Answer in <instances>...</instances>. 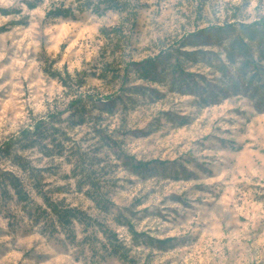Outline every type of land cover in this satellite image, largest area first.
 <instances>
[{
	"label": "rangeland",
	"instance_id": "rangeland-1",
	"mask_svg": "<svg viewBox=\"0 0 264 264\" xmlns=\"http://www.w3.org/2000/svg\"><path fill=\"white\" fill-rule=\"evenodd\" d=\"M129 1L134 19L69 20L46 14L72 0L34 10L0 0L19 12L0 15V147L37 120L50 124L62 155L50 145L18 154L42 170L53 200L114 233L128 257L108 256L98 225L35 224L0 186V264H264V0ZM146 60L154 81L137 66ZM58 72L83 86L64 89ZM79 97L81 125L70 120ZM76 154L107 211L72 176ZM4 171L43 206L31 179L0 158Z\"/></svg>",
	"mask_w": 264,
	"mask_h": 264
},
{
	"label": "trees",
	"instance_id": "trees-1",
	"mask_svg": "<svg viewBox=\"0 0 264 264\" xmlns=\"http://www.w3.org/2000/svg\"><path fill=\"white\" fill-rule=\"evenodd\" d=\"M23 3L28 10H34L37 8L39 0H23ZM129 7H131L129 0H72V4L69 7H56L50 10L46 14V17L51 19L75 20L86 13L102 16L109 11H114L119 13H131L127 17L134 19L136 12L131 9L129 10ZM18 13L19 12L14 10L0 8L1 16L7 17ZM5 31L6 28H0V33ZM117 32H121V30L118 31V29H113L111 31V33L115 35ZM103 33L107 34V31H104ZM242 50L243 47L240 48V51ZM137 66H139L141 75H143V77L154 81V74H152V71L155 67L154 61L146 60L143 63L137 64ZM52 76L61 83L64 89L68 91H70L71 84L73 82L77 84V87L79 88L84 84L83 78L77 77L76 80H73V78L68 73H64L62 76V74L58 72L54 73ZM81 103V97L77 98V100L71 103V105L74 106H71L72 110H70V120L76 119L78 123L77 125H81L85 122V114L79 111L84 109V106L81 105ZM49 125L46 124L44 120H37L34 124H32L31 127H27L26 129L22 130L18 134V137L15 139H9L3 144V146L0 147V158L9 160L12 165L17 167L28 179H31L32 183H30V188L42 201L43 206H38L36 204L34 205L32 196L25 188L22 180H20V178L14 175L12 172L8 171H4L0 174V186H2L1 196L3 200L6 202L14 199L16 204L24 205V207L26 206L25 210H29L27 213L31 218L33 217L35 224H38L41 220H44L46 223L51 224L54 232H56L57 227L61 230L69 229L74 223H79L85 227L98 225L100 229H103L104 226L100 227V225L97 224L95 220H92L80 209L66 205L64 200H53L49 196V192L44 190L42 180H40V173L42 170L32 167L29 160L18 154V151H27L37 148L43 153L52 152L48 146H53V143L55 142L54 140H51ZM58 145L60 144L58 143ZM52 149L59 153L58 155H62L63 153V148L61 146L55 145L52 147ZM74 158L75 160L73 162L72 176L74 178L79 177L80 180H86L87 182L85 184L90 186V189L94 195L91 197V200L96 206L100 207V209L107 211V202L104 198L99 196V190L95 188V184L92 182L89 167L87 168V162L80 154L74 155ZM140 166V164L136 165V167ZM56 191H61V189L57 188ZM32 206H35L34 216L31 214L33 211ZM49 217H53V220L49 219ZM120 221L121 218L119 217V223ZM125 226L129 227L130 230L132 228L129 225V222H127ZM131 233L133 234V232ZM101 234L106 241L103 247L108 253V256H114L120 260L128 259L125 247L119 242L117 236L114 233L104 228Z\"/></svg>",
	"mask_w": 264,
	"mask_h": 264
}]
</instances>
